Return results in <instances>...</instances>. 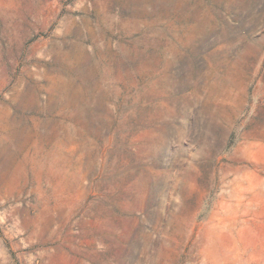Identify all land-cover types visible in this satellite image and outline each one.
I'll return each mask as SVG.
<instances>
[{
  "label": "rangeland",
  "instance_id": "rangeland-1",
  "mask_svg": "<svg viewBox=\"0 0 264 264\" xmlns=\"http://www.w3.org/2000/svg\"><path fill=\"white\" fill-rule=\"evenodd\" d=\"M0 264H264V0H0Z\"/></svg>",
  "mask_w": 264,
  "mask_h": 264
}]
</instances>
